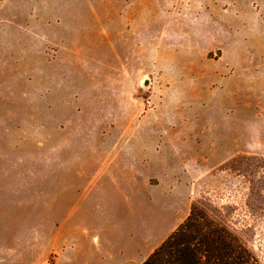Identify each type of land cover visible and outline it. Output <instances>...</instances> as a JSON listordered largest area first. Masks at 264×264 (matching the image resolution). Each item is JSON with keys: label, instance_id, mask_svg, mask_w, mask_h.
Returning a JSON list of instances; mask_svg holds the SVG:
<instances>
[{"label": "rangeland", "instance_id": "rangeland-1", "mask_svg": "<svg viewBox=\"0 0 264 264\" xmlns=\"http://www.w3.org/2000/svg\"><path fill=\"white\" fill-rule=\"evenodd\" d=\"M193 204L264 264V0H0V264L144 259Z\"/></svg>", "mask_w": 264, "mask_h": 264}, {"label": "trees", "instance_id": "trees-1", "mask_svg": "<svg viewBox=\"0 0 264 264\" xmlns=\"http://www.w3.org/2000/svg\"><path fill=\"white\" fill-rule=\"evenodd\" d=\"M142 264H262L226 226L197 204Z\"/></svg>", "mask_w": 264, "mask_h": 264}, {"label": "crops", "instance_id": "crops-1", "mask_svg": "<svg viewBox=\"0 0 264 264\" xmlns=\"http://www.w3.org/2000/svg\"><path fill=\"white\" fill-rule=\"evenodd\" d=\"M149 149H150V146L148 144H138L136 145V150L138 152H140V154H142V156L146 157L147 158V162L146 161H143V162H146L148 164V158L151 156V153L149 152ZM114 160H108L105 165V168H107L110 164L112 165ZM112 162V163H110ZM135 183H133V185L131 187H133L134 189H136L137 191H139L140 193H142V191L140 190V188L137 187V184H136V181H134ZM122 185V184H121ZM122 187V186H121ZM120 187V188H121ZM135 191V190H133ZM141 195V194H140ZM62 229V227L59 229L57 228L56 229V238H59V234H60V230ZM146 258L142 259V258H133V255H127L121 259L120 261H118L117 263L115 264H141L143 263V261L145 260Z\"/></svg>", "mask_w": 264, "mask_h": 264}, {"label": "water", "instance_id": "water-1", "mask_svg": "<svg viewBox=\"0 0 264 264\" xmlns=\"http://www.w3.org/2000/svg\"><path fill=\"white\" fill-rule=\"evenodd\" d=\"M147 83H148V82L146 81L145 84L147 85Z\"/></svg>", "mask_w": 264, "mask_h": 264}]
</instances>
